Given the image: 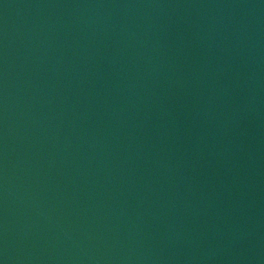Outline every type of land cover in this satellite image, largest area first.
<instances>
[{
	"label": "water",
	"instance_id": "95a60500",
	"mask_svg": "<svg viewBox=\"0 0 264 264\" xmlns=\"http://www.w3.org/2000/svg\"><path fill=\"white\" fill-rule=\"evenodd\" d=\"M0 264H264V0H0Z\"/></svg>",
	"mask_w": 264,
	"mask_h": 264
}]
</instances>
